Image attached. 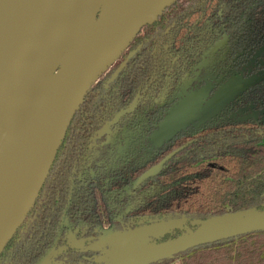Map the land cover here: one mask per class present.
I'll return each instance as SVG.
<instances>
[{
    "label": "trees",
    "instance_id": "1",
    "mask_svg": "<svg viewBox=\"0 0 264 264\" xmlns=\"http://www.w3.org/2000/svg\"><path fill=\"white\" fill-rule=\"evenodd\" d=\"M158 31V32H157ZM225 40L210 69L215 93L231 83L264 45V0H176L140 32L119 57H133L110 85L100 80L86 94L51 165L38 197L0 255V264H37L59 245L66 215L81 239L111 226L127 233L155 218L185 219L156 243L193 232L192 221L255 208L264 210V80L235 96L202 124H191L156 149L150 138L165 120L184 76L204 53ZM264 70V54L257 62ZM134 106V107H132ZM133 108L130 110V108ZM113 124L114 141L98 132ZM135 128L139 130L137 134ZM130 147L116 150L124 131ZM147 146H143V142ZM174 153L157 177L135 186L149 168ZM95 174L96 183L91 175ZM79 176V177H78ZM70 178L74 181L70 182ZM128 189L126 191L125 189ZM56 238V239H55ZM99 252L64 250L61 264H96ZM264 264V231L190 249L151 264Z\"/></svg>",
    "mask_w": 264,
    "mask_h": 264
},
{
    "label": "water",
    "instance_id": "2",
    "mask_svg": "<svg viewBox=\"0 0 264 264\" xmlns=\"http://www.w3.org/2000/svg\"><path fill=\"white\" fill-rule=\"evenodd\" d=\"M175 1L166 0L160 5L152 2L130 4L122 15L117 18H110L102 23L99 19L104 13V9L103 7H100L102 8L101 11L100 8L98 9L96 16L99 13L97 17L99 23L84 39L66 65L58 71L54 83L35 108L19 138L18 143L23 149L26 160L40 162L39 159H48V163L34 191L30 205L13 226L7 239L0 245V255L33 207L67 129L82 105L86 94L113 63L119 59L141 28L155 23L157 17ZM45 3L46 0H0V127L14 53L20 48L27 31L39 13V9ZM146 20L148 22H145ZM119 43H123L122 46L113 51V47ZM18 44L19 47H17ZM262 80H264V77L255 83ZM253 84L238 86L236 81H232L205 104L206 87L188 94L170 111L159 129L153 134L152 142L161 145L178 132L185 130L189 125L193 123L199 125L215 117L235 96ZM132 109L130 108V110ZM122 115L124 113L119 115L112 124L116 123ZM2 154L3 146L0 138V158ZM173 155L174 153L170 154L157 166L145 172L135 182V186L156 177ZM185 224V219L165 221L155 218L149 226L121 233L131 235L146 228L156 229L157 226L162 228L160 231H155L147 243L132 248L103 264H122L130 259L151 264L200 246L262 232L264 231V210L257 211L255 208H250L211 217L204 221L195 220L191 222V225L196 227L193 232H188L163 243L154 241L162 233L180 229ZM98 249L87 247L81 249V252H99ZM63 250L64 248L59 249L58 254ZM53 251H55L54 248L49 250L37 264H48L54 253Z\"/></svg>",
    "mask_w": 264,
    "mask_h": 264
},
{
    "label": "bare ground",
    "instance_id": "3",
    "mask_svg": "<svg viewBox=\"0 0 264 264\" xmlns=\"http://www.w3.org/2000/svg\"><path fill=\"white\" fill-rule=\"evenodd\" d=\"M165 1L46 0L39 9L20 48L14 53L3 108L0 127L3 146L0 158V245L30 205L48 163V159H39L40 162L26 160L18 143L21 133L54 83L58 71L99 23L95 18L98 9H104L99 19L102 23L122 15L130 4L152 2L160 5ZM122 44L115 45L112 50H118ZM120 255L118 253L111 259ZM122 264L145 262L130 259Z\"/></svg>",
    "mask_w": 264,
    "mask_h": 264
},
{
    "label": "flooded vegetation",
    "instance_id": "4",
    "mask_svg": "<svg viewBox=\"0 0 264 264\" xmlns=\"http://www.w3.org/2000/svg\"><path fill=\"white\" fill-rule=\"evenodd\" d=\"M158 32V31H157ZM225 44V40H222L220 43H218L213 49L208 50L207 52L204 53L203 58L201 59L200 63L193 68L192 71V76H190V73L185 74L184 76V82L181 86L180 92L175 96V100H174V104L171 107V110L183 99L185 98L188 94H192L194 92H196L197 90L206 87L207 88V96L206 99L204 101V104L209 100L208 98H210L213 93L216 92V90L218 89V87L220 85H222V82L217 86V80L214 79L215 77L212 76L210 69L213 68L215 62H216V51L221 48L223 45ZM135 54V51H129L128 53L125 54L124 58L120 60V58L104 73V75L96 82L98 83L100 80H105V86L110 85L111 82L115 79V77L118 75L119 71H120V67L124 66L128 60H130L133 55ZM264 54V45L262 48H260V50L256 51L255 54H253V56L251 57V59L247 62V64L243 67L242 71H240L239 74L236 75L235 79L233 81H239L240 85H242V80L245 78H248L250 76H259L261 73H264V70L259 67L260 65L257 64V62L263 57ZM116 74V75H115ZM115 75V77L113 78V76ZM95 83V84H96ZM94 84V85H95ZM203 104V105H204ZM134 107V106H132ZM131 107V108H132ZM250 113H248L246 116L240 117V120H248V119H254L257 118L259 115L263 114L264 112V108L258 112H254L253 110L249 111ZM163 123V122H162ZM161 123V124H162ZM161 124L159 125V127L161 126ZM196 124V123H194ZM113 126L112 123H109L107 125H105L99 132H98V137L101 136H105L106 142L112 141L114 139V137L116 136L115 133H112L110 131L111 127ZM159 127L157 128V130L159 129ZM156 130V131H157ZM155 131V132H156ZM135 132L138 134L139 130L135 128ZM154 132V133H155ZM153 133V134H154ZM153 136V135H152ZM152 136L150 138V148L151 149H156L158 147H160L162 144H164L165 142H163L161 145H156L152 142ZM122 140H119L116 150L118 151V153H123L125 152L129 147H130V140L133 137V132L132 131H124L123 136H122ZM114 141V140H113ZM147 142H143L142 145L143 146H147L146 144ZM165 159V158H164ZM163 159V160H164ZM161 160V161H163ZM160 163V162H159ZM158 165V164H157ZM155 165V166H157ZM153 166V167H155ZM165 166V165H164ZM151 167V168H153ZM151 168H149L148 170H150ZM164 168V167H163ZM148 170H146L145 172H147ZM162 171V170H161ZM144 172V173H145ZM143 173V174H144ZM142 174V175H143ZM160 174V173H159ZM158 174V175H159ZM141 175V176H142ZM157 175V176H158ZM95 174L92 173L91 177H92V183H96L95 180ZM140 176V177H141ZM156 176V177H157ZM79 177V176H78ZM139 177V178H140ZM138 178V179H139ZM137 179V180H138ZM74 181V178H70V182ZM147 181V180H146ZM144 181V182H146ZM143 182V183H144ZM142 184V183H141ZM140 184V185H141ZM126 191H128V189H125ZM60 225L61 227L64 226L66 227V231H60L61 228H59L58 232H57V240H58V244L59 246L56 247L55 249H61L64 248V250L67 249H71L74 251H81V249H85L87 248V246L83 245V248L81 247V249L78 248H73L69 245V243L71 241H95L92 239V237H86L84 239H81L77 236V231L74 230L72 228L71 222L69 221V219L67 218L66 215H62L61 219H60ZM104 227V226H103ZM111 227V226H110ZM112 228V227H111ZM99 229H96L95 232L99 233ZM113 229V228H112ZM98 235V234H97ZM55 238V239H56ZM98 239V238H97ZM96 239V240H97ZM125 243V240H122L119 242V246H123V244ZM80 248V247H79ZM64 250L62 252H64ZM61 252V253H62ZM56 260V259H55Z\"/></svg>",
    "mask_w": 264,
    "mask_h": 264
},
{
    "label": "rangeland",
    "instance_id": "5",
    "mask_svg": "<svg viewBox=\"0 0 264 264\" xmlns=\"http://www.w3.org/2000/svg\"><path fill=\"white\" fill-rule=\"evenodd\" d=\"M100 11L102 8L99 9ZM99 13L96 16V19L98 17ZM115 63V62H114ZM113 63V64H114ZM60 66V65H58ZM264 77V73H261L259 76H250L248 78H245L242 80L241 86H246L247 84H253ZM237 85H240V82L237 81ZM174 225V224H171ZM162 228L160 226H157L156 229L152 228H146L139 230L133 234L123 235L121 233L115 232L110 226H104L99 229V237L95 241H71L69 245L73 248L81 249L83 248V245L91 248H100L99 255L92 258V260L96 264H103L111 260V258L118 255V253L123 254L128 250H131L132 248L138 247L140 245H143L147 243V241L150 239V236L155 231H160ZM124 239L125 244L123 246H119V242ZM118 242V244H116ZM118 246V247H117ZM80 247V248H79ZM124 247V248H121ZM53 251L54 253L51 256V259L48 264H57V261L54 259L55 256L58 254L59 249H55ZM61 250V249H60ZM57 253V254H56ZM174 264H178L176 261Z\"/></svg>",
    "mask_w": 264,
    "mask_h": 264
}]
</instances>
